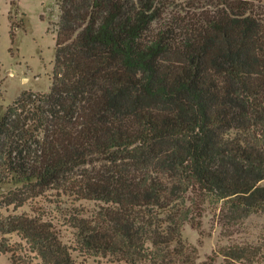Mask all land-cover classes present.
<instances>
[{"label":"trees","instance_id":"trees-1","mask_svg":"<svg viewBox=\"0 0 264 264\" xmlns=\"http://www.w3.org/2000/svg\"><path fill=\"white\" fill-rule=\"evenodd\" d=\"M58 6L50 91L0 101V186L11 188L0 194V253L9 264H85L74 251L84 261L205 264L183 230L201 228L207 202L240 214L264 207V5ZM75 168L71 190L98 203L67 218L76 248L32 203ZM26 205L35 214L2 212Z\"/></svg>","mask_w":264,"mask_h":264},{"label":"rangeland","instance_id":"rangeland-1","mask_svg":"<svg viewBox=\"0 0 264 264\" xmlns=\"http://www.w3.org/2000/svg\"><path fill=\"white\" fill-rule=\"evenodd\" d=\"M263 4L264 0H251ZM60 21L58 0H0V101L7 108L25 91L49 92L53 83L56 59V30ZM15 35L14 43L11 34ZM82 170V169H79ZM78 170L62 175L59 182L41 190L32 202L38 212L55 222L62 240L76 248L77 234L69 225L70 213L82 208L90 214L98 208L93 200L79 199L71 189L77 187ZM264 185V180L261 182ZM11 188L0 186V194ZM40 190V189H39ZM2 212L31 215L26 205L15 211L5 207ZM201 228L185 224L183 237L197 247L199 262L205 264H264V207L247 214L237 213L222 201L207 202ZM20 239L12 238L14 243ZM74 258L85 264L116 263L102 256ZM9 254L0 253V264L10 263ZM209 258H211L209 260Z\"/></svg>","mask_w":264,"mask_h":264}]
</instances>
